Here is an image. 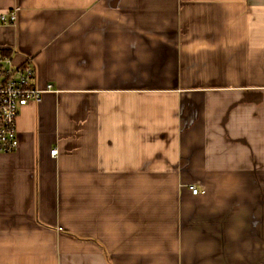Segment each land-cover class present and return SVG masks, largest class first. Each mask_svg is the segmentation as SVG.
I'll return each mask as SVG.
<instances>
[{"label":"crops","instance_id":"obj_1","mask_svg":"<svg viewBox=\"0 0 264 264\" xmlns=\"http://www.w3.org/2000/svg\"><path fill=\"white\" fill-rule=\"evenodd\" d=\"M14 8L0 56L57 92L0 154V264H264V0Z\"/></svg>","mask_w":264,"mask_h":264},{"label":"built area","instance_id":"obj_2","mask_svg":"<svg viewBox=\"0 0 264 264\" xmlns=\"http://www.w3.org/2000/svg\"><path fill=\"white\" fill-rule=\"evenodd\" d=\"M19 8L0 14V23L15 25L18 21ZM37 71L28 60L16 65L11 56H0V154L17 152L20 146L18 118L23 108L38 104L43 95L57 92L52 85L40 88L36 85ZM57 150L52 151L56 156ZM194 196L201 192L196 186H190Z\"/></svg>","mask_w":264,"mask_h":264}]
</instances>
